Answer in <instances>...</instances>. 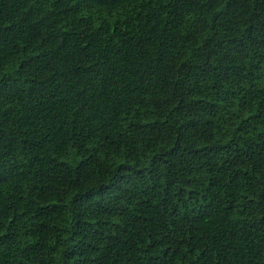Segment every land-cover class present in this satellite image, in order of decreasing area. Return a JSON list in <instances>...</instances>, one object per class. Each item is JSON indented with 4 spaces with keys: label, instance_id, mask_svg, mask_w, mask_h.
Wrapping results in <instances>:
<instances>
[{
    "label": "trees",
    "instance_id": "obj_1",
    "mask_svg": "<svg viewBox=\"0 0 264 264\" xmlns=\"http://www.w3.org/2000/svg\"><path fill=\"white\" fill-rule=\"evenodd\" d=\"M0 264H264V0H0Z\"/></svg>",
    "mask_w": 264,
    "mask_h": 264
}]
</instances>
